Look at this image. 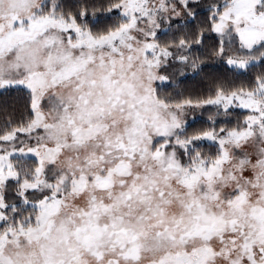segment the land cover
<instances>
[{
  "label": "snow or ice",
  "instance_id": "6c2138e0",
  "mask_svg": "<svg viewBox=\"0 0 264 264\" xmlns=\"http://www.w3.org/2000/svg\"><path fill=\"white\" fill-rule=\"evenodd\" d=\"M0 264H264V0H0Z\"/></svg>",
  "mask_w": 264,
  "mask_h": 264
}]
</instances>
